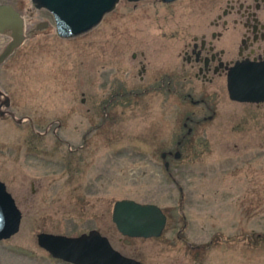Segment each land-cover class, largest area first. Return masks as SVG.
<instances>
[{"label":"rangeland","instance_id":"374dc122","mask_svg":"<svg viewBox=\"0 0 264 264\" xmlns=\"http://www.w3.org/2000/svg\"><path fill=\"white\" fill-rule=\"evenodd\" d=\"M14 1L27 26H46L0 65L8 110L32 123L0 118V182L21 215L18 232L0 241V264H64L35 236L89 231L142 264H264V105L216 93L213 118L190 125L193 146L168 175L159 153L195 108L179 93L120 96V84L138 87L140 58L131 53L143 51L150 70L161 72L162 49L177 44L167 34L183 19L178 9L119 0L94 28L63 39L50 14ZM122 199L158 206L166 217L161 235L121 236L110 216Z\"/></svg>","mask_w":264,"mask_h":264},{"label":"flooded vegetation","instance_id":"af4514ba","mask_svg":"<svg viewBox=\"0 0 264 264\" xmlns=\"http://www.w3.org/2000/svg\"><path fill=\"white\" fill-rule=\"evenodd\" d=\"M125 1L134 6L147 0ZM152 2L157 7L171 11L177 8L182 14L183 19L172 21L176 27L167 34L169 40L176 39L177 44L170 42L166 47L161 45V49L164 47L163 57L167 61L160 73H157V69L153 70L154 72L150 70L151 67L144 61L143 51L131 53L132 60L140 58L137 60L138 68L135 74L138 87L130 91L120 84V96L132 94L138 97L148 92H165L168 97L179 93L184 95V99L188 100L192 108H195L190 116L184 118L185 122L182 123L184 132L177 135L174 143L172 142L174 134L171 133L172 137L166 139L169 148L159 153L162 168L170 175L172 161L180 159L182 149L189 150L193 146L192 126L202 121H211L213 118L215 112L214 108L211 109L209 99L212 96L216 97V93L223 89L228 98L226 82L230 71L238 64H264V0H152ZM0 3H12L16 6L22 14L27 36L41 30L45 24L37 21L27 26L24 14L16 1L0 0ZM34 10L48 13L44 9ZM28 15L31 16L32 13ZM165 35L166 33H162V36ZM0 37L5 38V43L7 42L6 36ZM174 58L178 63L174 62ZM232 102L249 104L256 108L264 105V102ZM203 111L207 112L208 116L195 118ZM59 126L60 122L58 128Z\"/></svg>","mask_w":264,"mask_h":264},{"label":"water","instance_id":"95a60500","mask_svg":"<svg viewBox=\"0 0 264 264\" xmlns=\"http://www.w3.org/2000/svg\"><path fill=\"white\" fill-rule=\"evenodd\" d=\"M118 1L30 0V3L35 9L46 10L52 18L56 36L67 39L94 28L105 14L113 11ZM45 26L43 24L42 28ZM0 35L8 38L0 49L1 65L27 39L22 14L12 3H0ZM226 89L231 101L264 102V64H238L227 75ZM9 107V97L0 90V118L9 117L16 124L27 120L32 125L28 118L16 119ZM20 216L14 200L0 182V241L18 232ZM110 220L121 236L134 239L158 238L166 223L158 206L128 199L113 203ZM35 239L40 249L64 264H142L113 249L108 239L96 231L75 237L38 233Z\"/></svg>","mask_w":264,"mask_h":264}]
</instances>
